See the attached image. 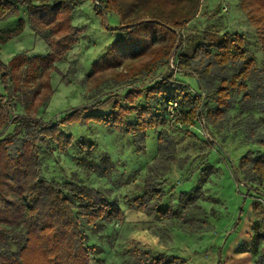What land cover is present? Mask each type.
I'll return each instance as SVG.
<instances>
[{
	"label": "trees",
	"instance_id": "obj_1",
	"mask_svg": "<svg viewBox=\"0 0 264 264\" xmlns=\"http://www.w3.org/2000/svg\"><path fill=\"white\" fill-rule=\"evenodd\" d=\"M81 1L0 0V23L15 17L14 22L0 24V45L20 35L28 25L49 48L39 55L15 53L6 63L0 59V264H91L90 252L96 246L86 245L82 225L124 219L123 209L103 190L73 179L41 176L40 147L51 151L52 144L65 153L71 145L73 133L64 131L65 126H84L90 121L102 124L130 134L134 150L142 152L147 129H156L164 122L177 129L201 123L210 132L224 129L230 122L247 146L236 167H231L234 181L245 183L246 196H264L260 189L264 185V151L260 148L264 147V60L257 59L243 34L230 31H203L180 51L181 28L194 19L202 0H91L96 13L113 11L120 24L114 28L119 35L91 63L85 82L99 90L108 83L126 82L130 75H149L162 67L167 73L145 88L128 89L123 96L127 105L115 101L111 112L81 115L79 111L90 107L84 105L56 122L35 117L52 94L51 73L56 62L73 49L84 29L73 24L72 18ZM237 6L253 27L264 54V0H238ZM171 57L177 65L174 71L169 68ZM185 75L199 86L198 96L181 79ZM140 98L141 105L134 106ZM12 99L22 108L13 115L8 106ZM171 100L178 102L173 117L167 111ZM127 113L135 114L134 121H126ZM161 129L140 192L127 200V206L148 216L171 217L172 211L160 207L167 194L165 176L172 166L182 169L189 157L178 156L171 133ZM202 142L210 150L215 144L206 137ZM77 160L102 174L111 172L114 165L106 153L100 161ZM201 198L197 186L181 189L177 195L188 212L200 209ZM195 221L189 215V222ZM252 226L253 234L261 237ZM134 258L136 264L183 261L162 252L157 256L139 253ZM254 264H264V252Z\"/></svg>",
	"mask_w": 264,
	"mask_h": 264
},
{
	"label": "rangeland",
	"instance_id": "obj_2",
	"mask_svg": "<svg viewBox=\"0 0 264 264\" xmlns=\"http://www.w3.org/2000/svg\"><path fill=\"white\" fill-rule=\"evenodd\" d=\"M79 4L72 18L76 26L84 29L75 46L76 51L69 55L67 66H61L62 70L56 67L51 73L52 94L35 113L36 118L46 122H56L64 114L84 105L90 107L84 112L79 111L81 115L111 112L115 101L126 106L123 96L128 89L145 88L156 79L164 78L168 70L162 67L154 70L153 74L130 75L121 84L108 83L99 90L93 89L84 81L85 72L112 41L120 17L113 11L105 15L96 13L91 0H82ZM233 4L234 0H204L198 16L181 28L182 45L179 50L203 31L239 32L251 43L257 59L264 60L253 27L246 21L244 12L234 13ZM14 19L10 17L0 24H9ZM27 31L0 45V59L4 63L20 52L18 47L33 48L37 54L47 51L44 41L35 42L33 34ZM169 64L172 71L177 68L172 57ZM181 79L188 83L194 95H199V86L192 77L185 75ZM141 102V98L137 99L134 106L139 107ZM8 106L11 115L22 109L13 99L8 101ZM124 116L128 122L135 119L134 113ZM182 126L177 129L175 125L164 122L156 129H147L142 152L134 150L130 134H122L92 121L84 126L63 127L64 131L73 133L67 152L56 150L52 144L49 146L51 151L40 147L41 176L73 179L92 185L103 190L110 201L123 209L121 222L82 225L86 245L96 246L90 252L91 264H136L135 255L146 252L151 256L161 252L180 256L183 261H175L178 264H218L219 259L221 264H254L257 256L264 252V196L259 193L253 197L246 196L245 183H235L231 169L236 167L247 146L233 132L230 122L224 129H213L212 132L201 123ZM163 127L169 130L176 143V154L189 157L182 169L172 166L165 176L167 194L160 207L172 211L171 217L148 216L127 206V200L140 192L146 165L154 159L156 138ZM203 137L215 143L213 149L205 146ZM260 148L264 151L263 146ZM104 153L114 164L107 174L93 171L77 160L84 157L100 161ZM239 177L242 179L241 175ZM192 186L200 189L202 198L198 202L200 209L188 212L179 204L177 195L179 190ZM260 189L264 191V185ZM189 215L196 221L189 222ZM252 225L257 227L261 237L253 234Z\"/></svg>",
	"mask_w": 264,
	"mask_h": 264
},
{
	"label": "crops",
	"instance_id": "obj_3",
	"mask_svg": "<svg viewBox=\"0 0 264 264\" xmlns=\"http://www.w3.org/2000/svg\"><path fill=\"white\" fill-rule=\"evenodd\" d=\"M203 1L204 0H202L201 1V5H202V3H203ZM208 1H210V0H208ZM237 1L238 0H234V4H233V8H234V13H243L242 12V10L237 6ZM201 5H200V8H201ZM200 8H199V10H200ZM224 8L226 9V7L224 6ZM224 8H223V10H224ZM75 11H76V9H75ZM74 11V12H75ZM74 12H73V14H74ZM73 14H72V17H73ZM198 16V14L196 15V17ZM194 20V19H193ZM247 21V20H246ZM73 24H74V22H73ZM230 24H231V22H230ZM4 25V24H3ZM26 26H28V25H25V27H24V29H23V31L24 30H28L27 32H29V34H33V37H34V41L35 42H37V43H39L40 41H44L40 36H37L36 34H34L33 33V31L29 28V26L28 27H26ZM28 28V29H27ZM251 28H252V26H251ZM236 29L238 30V27H236ZM22 31V32H23ZM21 32V33H22ZM20 33V34H21ZM119 35V31H117L116 33H115V35H113V39L114 38H116L117 36ZM17 37V36H16ZM112 39V40H113ZM45 43V42H44ZM45 45H46V43H45ZM77 45V43L73 46V49H71L69 52H68V54L65 56V58L63 59V60H61V61H59V62H56V67H58L60 70H62V68L63 67H61V66H67L68 65V57H69V55L71 56V54H73L75 51H76V46ZM26 47V46H25ZM25 47H18V49L20 50V52H26V54H28V55H39V54H44V53H39V54H37V53H35V52H33L34 50H33V48H25ZM107 47V46H106ZM105 47V48H106ZM46 48H47V51L46 52H48L49 51V48H48V46L46 45ZM45 52V53H46ZM76 58L74 57V60H75ZM77 60V59H76ZM85 71V70H84ZM89 71V70H88ZM88 71H86L85 73H87ZM1 91H2V86H1V83H0V93H1Z\"/></svg>",
	"mask_w": 264,
	"mask_h": 264
},
{
	"label": "built area",
	"instance_id": "obj_4",
	"mask_svg": "<svg viewBox=\"0 0 264 264\" xmlns=\"http://www.w3.org/2000/svg\"><path fill=\"white\" fill-rule=\"evenodd\" d=\"M174 69V68H173ZM178 109V102L176 100L169 101V104L167 106L168 115L175 116Z\"/></svg>",
	"mask_w": 264,
	"mask_h": 264
}]
</instances>
